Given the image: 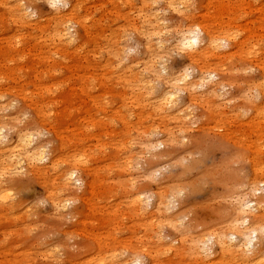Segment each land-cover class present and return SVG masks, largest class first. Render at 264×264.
<instances>
[{"label":"rangeland","instance_id":"rangeland-1","mask_svg":"<svg viewBox=\"0 0 264 264\" xmlns=\"http://www.w3.org/2000/svg\"><path fill=\"white\" fill-rule=\"evenodd\" d=\"M89 1L95 8L87 60L78 63L72 50L63 52L51 63L56 73L37 77L47 56L33 48L38 33L17 24L0 0V97L11 103L8 141L29 126L36 145L58 160L60 173L74 171L83 184L63 195L54 171L11 177L7 200L0 197V264H236L222 258L212 237L230 238L236 203L252 188L262 201L254 213L264 218V110L259 115V101L251 99L253 85L262 82L264 0H173L180 4L174 8L169 0ZM29 2L34 21L53 15L44 1ZM146 13L166 46L155 56L158 79L147 75L152 90L131 82L132 72L124 76L114 61L121 51L134 74L146 68V40L138 30ZM205 27L228 47L192 63L178 41L183 32ZM78 29L73 34L82 38ZM255 45L263 53L247 59ZM204 65L222 90L205 89L209 96L196 90V100L183 92L168 113L155 111L164 77L188 74L196 81ZM160 194L171 199L169 212L158 210ZM183 240H201V248L207 241L214 253L175 251ZM240 241L236 236L235 245ZM254 244L252 262L260 264L264 229Z\"/></svg>","mask_w":264,"mask_h":264},{"label":"bare ground","instance_id":"bare-ground-1","mask_svg":"<svg viewBox=\"0 0 264 264\" xmlns=\"http://www.w3.org/2000/svg\"><path fill=\"white\" fill-rule=\"evenodd\" d=\"M29 1H44L52 9L51 11H53V15L48 18H45V20L34 21L33 18H35L37 15L34 12L31 13L30 11L31 6L27 5V3L30 4ZM152 1L159 2V0H152ZM169 1H170L169 6H171L170 8H172L175 5V3H177L174 2L173 0H169ZM1 2L5 5H10V10L8 11L11 12L12 15L15 17V19L14 18L13 19L17 24L20 23L23 26L28 25V27L32 31L38 33V35L35 38V44L33 45L34 46L33 48L39 51L41 55L43 56L47 55V56L44 57L45 61L43 62L45 68L43 69L42 73L36 74L37 77L40 76L41 74L56 73L52 69L51 63L52 61H54L56 56L58 55L63 56L62 55L63 52L69 53L72 50L73 54H75V56L78 58V63L80 61L83 62L84 60H87V54L85 52V44H86V40L90 39L91 37V26L89 24L91 23L90 19L93 16V9L95 8V6L88 8V4L90 3L89 0H68L69 6L67 8H63L60 6L61 0H1ZM128 3L130 5L131 1L127 0V5ZM169 3L167 1L166 4L168 5ZM51 5H56V6L52 7ZM179 5H175V6H179ZM139 18L141 19L142 26H140L138 30L143 34L146 40L147 55H148L147 58H149L150 62L143 63L146 66V68L141 70L139 73L134 74L133 72L135 70L134 67H132L133 65L124 64L126 63L125 62L126 55H122L124 53H122L121 51L118 54V57L114 59V61L116 62L117 65H119V69H121V73H123L124 76H126L127 74L129 75L130 78L132 72L133 78H131L132 79L131 82L133 81L139 82L141 85L142 83L147 84L148 89L152 90L154 88L153 85H151V82L146 80L148 78L147 75L151 78H157L158 75L157 68L156 66H154V63L157 62L155 61V56L157 55L156 52L165 49L166 46L163 43L164 41H161L160 36L162 34L161 33H160L161 35L156 34L159 31V29H157L158 31L157 32L155 31L154 33V29L158 27H155L153 21L150 20L148 14L147 13L143 14ZM76 27L77 29L79 28L82 31L83 33L82 38L78 36L76 37V35L73 34L74 32L73 29ZM212 33L213 32L211 31L210 27L197 29L196 31L195 30L188 31L187 33L183 32L180 36L181 39H179L178 41L180 42V47H181L179 48L182 49V51L184 50L185 52H187L188 59L192 63L198 62L199 60L202 59L206 60L207 57H209V55L211 54H220L221 49L227 48L228 45L227 44L221 45L215 42ZM203 34H205L206 40L205 38H203ZM254 36H251L250 38L254 39L253 38ZM154 37H156L158 40L157 44H154V39H153ZM229 38L231 37L229 36ZM19 42L20 41L18 40V43ZM260 49L256 45L253 46L251 50L248 52L247 59H251V57L253 58L260 57L259 55H257ZM261 51L263 50H260V52ZM262 53L263 52H261V54ZM256 55L258 57H256ZM20 58L23 59V57ZM258 62L260 61L258 60ZM263 62H261L262 68L260 67L262 69V76H261L262 82L256 86L253 85V87L255 88L254 91L256 95L252 96L254 98H251L253 102H255V100L259 101V103H254L255 104L254 109L257 113H259V115H262L261 113L264 110V63ZM0 68L2 69L4 68L1 62H0ZM199 73L200 74H198L199 76L196 81L193 80L190 81L189 78L190 76L188 74L185 75L183 74V76L177 79L176 78L170 79L169 76H168L169 78L164 77L163 80L165 83L164 82L163 83L166 86L165 87L166 90L161 95L159 102H157V107L155 111L160 114L168 113L177 104L179 95L183 92H187L191 99L196 100L194 97H192L197 92L196 90L203 91L206 89V90H212L213 92L215 89H220V90L223 89L222 88L223 86H221L219 83L217 84L213 83L214 80L217 79L216 78L217 75L213 72H210V70L207 68L206 65L199 68ZM206 90L205 92H203L205 93L203 95L209 96L210 95L209 93H211V91H209V93L206 94ZM42 92L47 94L50 93L47 88H43ZM147 96H149L148 93ZM10 106L11 103L4 102L3 98L0 97V116H1L0 117V197L7 200L8 192H9L8 190L10 189L9 181L11 177L16 178L28 173H36L41 175L42 177L48 175L50 171H54L55 173H57L62 183V191L59 192V194L63 193L64 195L68 192H75V189H80L83 186V184L78 174L74 171L72 172L63 171L60 173L58 167L59 166L58 160H56V158L53 160L50 159L47 152L45 151V148L43 147L44 145L43 146L36 145L35 139L37 133L35 132L33 133L31 130H29V126L18 130L17 133L15 134L16 139L14 141L12 142L8 141V134H7L8 120L5 119L6 118L5 113L9 110ZM153 147L156 146L153 145ZM257 184H258L257 181L252 182L254 188L257 186ZM258 195H259V190L252 188L250 194L246 196L247 197L246 199H240L237 201L236 209H235L236 217H234L235 222L232 224L233 226L231 228V235H229L230 236L229 239H227L225 234L214 235L212 237V240H214L218 246L219 253L221 254L222 258L223 257L233 258V261H235L236 264H254V262H252L253 261L252 258L256 257L254 255L255 253L254 241L257 240L260 230L264 229V225H263L264 218H260L256 216L254 213L262 208L261 206L262 201L260 200ZM167 197L168 195L166 194L159 195V208H158L159 211L162 209L160 208V205L162 207L164 206L165 212H169L171 210L170 206L166 205V202L169 199ZM249 198H253V199L250 200ZM58 200L56 199L54 201L53 203L54 207H58V203H56V201ZM143 203L144 201L137 200L135 204H139L144 210ZM144 205L149 207L146 202ZM251 215L253 221H251L250 219ZM236 236L241 237V241L237 245H235L234 243ZM200 241L192 240L190 244H186L184 240L180 241L181 245L178 246L177 247L178 249L177 250L175 249V251L181 250V253H187V252L192 253L193 251L194 254L197 255L204 254L206 257L210 258L214 253L212 250L215 244L212 245L210 243L213 247L212 246L209 247L208 244L206 245L207 242L206 241L203 248H201L198 246ZM214 241L212 243H214ZM174 245L175 244L171 243L170 248L172 249V247H175ZM249 245H251V247H249ZM260 260H261L260 264H264V257L261 258ZM130 264H141V262L135 261L134 263H130Z\"/></svg>","mask_w":264,"mask_h":264},{"label":"clouds","instance_id":"clouds-1","mask_svg":"<svg viewBox=\"0 0 264 264\" xmlns=\"http://www.w3.org/2000/svg\"><path fill=\"white\" fill-rule=\"evenodd\" d=\"M51 6L55 7L56 5H51ZM60 6L63 7V8H67L69 6L68 0H61ZM33 15H35V14H33ZM209 243H211V241H209ZM249 247H251V245H249Z\"/></svg>","mask_w":264,"mask_h":264}]
</instances>
